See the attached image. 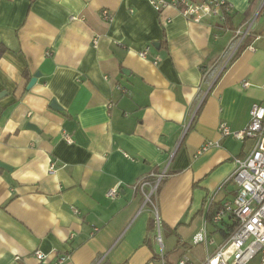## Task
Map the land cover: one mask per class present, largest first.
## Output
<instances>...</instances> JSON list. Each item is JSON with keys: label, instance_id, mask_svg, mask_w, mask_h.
<instances>
[{"label": "crops", "instance_id": "1", "mask_svg": "<svg viewBox=\"0 0 264 264\" xmlns=\"http://www.w3.org/2000/svg\"><path fill=\"white\" fill-rule=\"evenodd\" d=\"M225 1L224 20L195 22L148 0H0V163L12 168L0 166V264H160L134 186L164 170L169 264L197 247L194 234L236 195L234 159L254 144L219 127L242 130L264 106V0ZM252 20L230 62L234 29ZM210 221L222 242L228 227ZM202 248L186 258L202 262Z\"/></svg>", "mask_w": 264, "mask_h": 264}, {"label": "built area", "instance_id": "2", "mask_svg": "<svg viewBox=\"0 0 264 264\" xmlns=\"http://www.w3.org/2000/svg\"><path fill=\"white\" fill-rule=\"evenodd\" d=\"M151 5L160 11L164 7L172 5L181 14L190 20L200 22L205 18L217 16L224 20L226 14L232 12L233 6L225 0H148ZM103 15L110 20L111 15L104 10ZM254 20L247 23L245 28L235 30L237 43L232 55L231 62L238 48L244 44L245 38L253 30ZM149 46L140 55L146 57ZM228 61V62H229ZM247 85V82L244 83ZM219 130L222 135H233L237 139H252L254 144L251 152L245 157L235 158V171L231 180L237 186V192L232 200H228L213 215L211 223L215 225L234 224L233 230L222 240L216 243L208 229V222L197 231L192 237L193 246H204L206 256L202 262L195 263L191 259L182 257L177 264H250L256 261L257 264H264V106L254 103L250 111V120L247 126L239 131H232L226 123H221ZM70 140V136L66 135ZM54 165H51V172H54ZM167 177L164 170L160 173H153L149 177L140 180L134 187L141 189L145 198V204H149L155 219L157 234L156 241L160 246L157 254L160 264H169L166 258L165 245L161 233V223L156 196ZM117 189H111L107 194L114 196ZM75 212L78 210L74 209ZM210 246H215L211 252ZM35 256L43 259L45 255L37 250Z\"/></svg>", "mask_w": 264, "mask_h": 264}, {"label": "trees", "instance_id": "3", "mask_svg": "<svg viewBox=\"0 0 264 264\" xmlns=\"http://www.w3.org/2000/svg\"><path fill=\"white\" fill-rule=\"evenodd\" d=\"M263 9H264V6H263L262 10ZM235 30H236V28L234 29V31ZM253 37H254V33H250V35H248L245 38L244 44L241 45L238 48V50H237L235 56L233 57L232 61L239 56V54L241 53V51L243 49H245V47L247 45H249V43L251 42V40H252ZM5 51H6L5 45L2 42H0V58L3 56V54L5 53ZM210 219H212V217H210ZM152 226H154V219L153 218H152V225L150 226L151 230H153V227ZM233 228H234V224H231V225H228L227 231H223L222 229H220V230L223 232V235L226 237L233 230ZM166 258H167V256H166Z\"/></svg>", "mask_w": 264, "mask_h": 264}, {"label": "rangeland", "instance_id": "4", "mask_svg": "<svg viewBox=\"0 0 264 264\" xmlns=\"http://www.w3.org/2000/svg\"><path fill=\"white\" fill-rule=\"evenodd\" d=\"M176 235H174L173 237L174 238H172L171 239V241H175L176 242V240H177V237H175ZM165 236H163V238H164ZM215 237H217V235H215ZM165 239V238H164ZM167 244V246H166V248L167 249H165V251L166 250H172V249H174V247H175V245H174V247H170V246H168L169 245V243L167 242V239H165V245ZM202 246L200 245V246H197V247H193V249L192 248H190V252L187 254V255H184L185 257H190L189 255L191 254V255H199V253L200 252H202ZM175 251H172V253H174ZM178 257H179V254H177V253H174L173 254V258H175V259H178Z\"/></svg>", "mask_w": 264, "mask_h": 264}, {"label": "water", "instance_id": "5", "mask_svg": "<svg viewBox=\"0 0 264 264\" xmlns=\"http://www.w3.org/2000/svg\"><path fill=\"white\" fill-rule=\"evenodd\" d=\"M157 44H159V43H154V45H157ZM39 76H40V73H39V72L35 73L34 77L30 80V82H29V84H28V88H31V87L36 83L37 78H38ZM51 107H52V108H56V109L59 108L58 105H57V103H56L55 101L52 102ZM26 126H27L28 128H30V127H31V128H35V127L33 126V124H31V123H28ZM0 166H1V167H4V168H6V169L12 170L11 167H9L8 165H6V164H4V163H0Z\"/></svg>", "mask_w": 264, "mask_h": 264}]
</instances>
